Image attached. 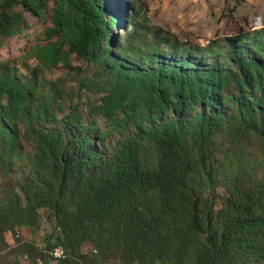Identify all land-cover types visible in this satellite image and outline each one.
Here are the masks:
<instances>
[{"label": "trees", "instance_id": "obj_1", "mask_svg": "<svg viewBox=\"0 0 264 264\" xmlns=\"http://www.w3.org/2000/svg\"><path fill=\"white\" fill-rule=\"evenodd\" d=\"M49 1L2 0L0 46L27 29L24 12L41 17ZM111 1L54 0L46 34L57 39L33 47L47 67L67 63L70 54L98 66L99 76L81 88L101 83L94 115L109 122L107 130L87 123L79 104L58 118L56 87L50 99L36 97L34 82L0 74V253L7 232L34 226L46 209L57 229L54 245L71 258L46 254L38 263L40 252L35 264H95L79 256L83 244L103 262L264 264V180L217 207L208 161L224 124L239 121L264 140V27L204 47H186L160 29L145 43L131 31L113 46L120 18ZM114 133L107 146L103 140ZM145 144L156 150L152 167L143 161ZM154 191L151 210L141 196ZM23 246L29 259L34 250Z\"/></svg>", "mask_w": 264, "mask_h": 264}, {"label": "rangeland", "instance_id": "obj_2", "mask_svg": "<svg viewBox=\"0 0 264 264\" xmlns=\"http://www.w3.org/2000/svg\"><path fill=\"white\" fill-rule=\"evenodd\" d=\"M110 5L120 18L117 27L111 31L113 46L125 43L131 31L140 34L139 40L145 43L153 39L151 33L160 29L161 35L168 34L181 44L204 47L212 40L234 38L242 32L264 27V0H112ZM54 9V0H50L41 17L24 12L27 29L5 39L0 46V74L8 73L20 83L34 82L36 97L50 99L54 94L53 87H56L62 93L60 103L54 104L58 118L67 114L70 107L79 104L78 110L87 123L95 122L100 130H107L110 128L109 122L94 115V109L102 96L99 91L101 83L98 80L91 81L97 86L81 88L82 80H95L99 76L98 66L70 54L67 63L59 62L47 67L33 53L34 46L43 48L57 39V36L50 38L46 34L53 27ZM20 129L24 130L22 126ZM116 137V133L111 134L103 142L109 146ZM19 150L25 154L29 152L27 144L23 143ZM142 152L144 163L152 167L156 160L153 145L145 144ZM189 153L194 154L192 146ZM209 156L208 161L214 173L211 184L215 185L217 207H222L229 199L239 200L250 194L264 180V140L245 131L239 121L224 124L222 130L213 137ZM8 157L4 155V158ZM15 159L22 157L15 156ZM24 163L25 160L14 161L13 166ZM1 178L0 174V185ZM141 202L145 208L154 210L157 193L154 191L142 195ZM54 232L57 229L51 213L46 209L39 210L38 221L34 226H21L14 232L6 233L8 248L0 253V264H35L33 259L40 254L39 259H36L38 263L47 261L46 250L57 246L54 245L56 238L50 235ZM24 243L34 250L29 254V259L24 255ZM64 248L67 259L71 258V251ZM91 248L90 244H83L79 256L86 254L95 264H127L118 258L103 262L91 254ZM157 264L174 263L167 261Z\"/></svg>", "mask_w": 264, "mask_h": 264}, {"label": "built area", "instance_id": "obj_3", "mask_svg": "<svg viewBox=\"0 0 264 264\" xmlns=\"http://www.w3.org/2000/svg\"><path fill=\"white\" fill-rule=\"evenodd\" d=\"M48 256L53 260H65L67 258V252L63 246L57 245L48 251Z\"/></svg>", "mask_w": 264, "mask_h": 264}]
</instances>
